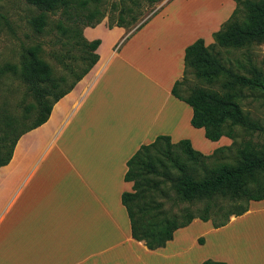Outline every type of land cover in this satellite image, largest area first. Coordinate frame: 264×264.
I'll return each mask as SVG.
<instances>
[{"label": "crops", "instance_id": "crops-1", "mask_svg": "<svg viewBox=\"0 0 264 264\" xmlns=\"http://www.w3.org/2000/svg\"><path fill=\"white\" fill-rule=\"evenodd\" d=\"M190 6L176 23H158L164 27L155 26L159 14L139 31L84 29L88 41L101 40L98 63L54 105L44 125L19 139L11 162L0 169V264H151L182 254L192 228L198 231L194 243L206 248L213 237L216 245L198 264H237L224 249L226 240L264 214V200L251 201L247 213L221 228L195 219L154 251L133 238L122 203L133 187L125 180L127 162L141 146L163 135L174 143L188 139L200 151L190 134L205 139L204 129L191 125L192 107L172 90L184 76L186 48L200 38L211 41L237 4L221 0L204 14ZM102 27L112 39L106 51ZM231 143L223 137L200 152L210 155Z\"/></svg>", "mask_w": 264, "mask_h": 264}, {"label": "trees", "instance_id": "trees-1", "mask_svg": "<svg viewBox=\"0 0 264 264\" xmlns=\"http://www.w3.org/2000/svg\"><path fill=\"white\" fill-rule=\"evenodd\" d=\"M25 1L40 11L30 22L37 33L45 31L48 14L62 10L69 15L71 25L59 28L80 48L79 60L85 67L80 74H75L72 64L66 63L64 56L59 57L66 63L67 71L76 76L72 84L64 88L67 76H55L51 65L42 57L41 44L24 49L19 66L6 67L27 84L36 100L31 108L38 118L23 130L14 117L0 121V169L11 162L19 139L44 125L54 105L69 94L100 59L97 49L101 40L88 41L84 36L86 27H96L102 22L100 10L90 7L100 0ZM131 1L135 8H141L138 0ZM161 1L147 0L150 5ZM234 1L237 8L214 33V44L207 46L204 39H198L186 48L184 76L172 90L176 98L192 107L193 127L204 129L205 137L213 142L229 138L231 145L205 155L188 139L174 143L172 137L161 135L151 144L141 146L127 162L125 180L133 187L131 192L122 195V203L131 222L133 238L144 242L149 250L165 248L177 230L189 226L195 219L212 221L215 228H221L231 217L247 213L251 201L264 200V142L255 141V136L264 137V121L254 118L242 104L246 90L264 94V74L256 67L251 68V77L240 74L227 67L216 52L218 47L240 50L264 43V0ZM135 8L123 10L132 21L137 20ZM156 14L135 31L146 26ZM124 15L116 27L131 26L132 21L127 22ZM67 46L70 45L67 43ZM190 74L210 86L219 85V90L196 86L183 95L181 89ZM200 204L201 208H191ZM203 241L200 239V244ZM202 264L227 263L206 260Z\"/></svg>", "mask_w": 264, "mask_h": 264}, {"label": "rangeland", "instance_id": "rangeland-1", "mask_svg": "<svg viewBox=\"0 0 264 264\" xmlns=\"http://www.w3.org/2000/svg\"><path fill=\"white\" fill-rule=\"evenodd\" d=\"M169 1L171 2V0H163L157 4L150 5L147 0H138L141 8L137 9L131 0H100L99 4H91L90 7L100 10L103 19L99 25H106V28H110V25L116 26L121 15H124V8H135L136 21H132V17L124 15L127 22L132 21L131 26L125 28L127 32H131L135 31L141 23L154 13L157 14L152 18L160 14L154 20L155 26L161 27L160 25H162L164 27V24L159 25L158 23L164 22L165 18L171 19L172 23H176V18L179 17L181 11H185L187 7H191L190 5H193L195 11L199 14H204L207 11L213 12L216 9V5L221 2V0H211L209 5L210 0H194L188 1V3L186 0H175L161 13ZM210 8H213V10ZM71 12L73 13L74 10H71ZM39 14L40 11L25 0H0V121L5 120L9 116L14 117L20 122V130L31 127L38 118L37 113L31 108L36 103V100L29 92L27 84L20 75L6 70L8 65H20L24 49L41 44L43 47L42 57L51 65L55 76H67L64 88L69 87L76 78L75 75L67 71L66 63L72 64V67L76 69L75 74H80L85 67L81 63L82 61L79 60L82 54L80 48L76 47L75 41L69 40L59 28L60 25H71L69 15L64 14L62 10L48 14L49 24L45 31L37 33L30 22ZM230 17L221 24L222 27ZM103 28L101 39L105 41L104 50L106 51L110 47L112 39L109 32ZM117 36H119V33H117ZM204 40L210 41L209 38H204ZM67 43L70 46H67ZM209 43L207 46L215 43L214 34ZM216 52L219 53V58L227 67L233 68L234 71L240 74L251 77L250 70L252 67H256L264 74V43L254 44L250 48L240 50H227L218 47ZM61 56H64L66 63L59 59ZM196 86L219 90V85L210 86L190 74L188 75L186 86L181 89L183 95L186 96L188 90ZM242 104L245 111L250 112L254 118L264 121V94L261 91L246 90ZM25 116H28V119H24ZM190 136L194 145L205 152L210 151L214 145V142L208 141L206 137L203 139L204 137H200L198 133L190 134ZM255 141L264 142V137L255 136ZM201 207L202 204L191 206L193 210ZM263 226L264 214L254 216L250 219V223H244L238 227V232H234L226 240L224 249L232 255L237 264H264ZM190 230L187 231L190 237L186 238L184 243H182V246H185L182 248V254L170 260L152 259L151 264H198L216 250L213 237L210 238L212 239L210 245L204 248L193 242V237L198 234L197 229L192 228ZM131 264H137V262H132Z\"/></svg>", "mask_w": 264, "mask_h": 264}]
</instances>
